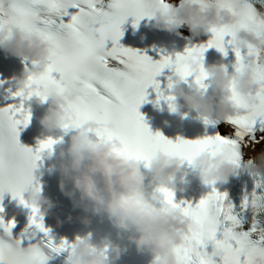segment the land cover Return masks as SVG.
<instances>
[{"label":"snow or ice","instance_id":"1","mask_svg":"<svg viewBox=\"0 0 264 264\" xmlns=\"http://www.w3.org/2000/svg\"><path fill=\"white\" fill-rule=\"evenodd\" d=\"M200 2L227 6L237 17L236 23L212 28L213 36L207 45L192 47L185 54H177L174 60L166 56L154 61L119 43L123 35L121 26L129 16L136 18V24L145 16H152L156 6H166L163 0H110L106 6L105 0H0V32L7 29L10 34L17 27L22 30L36 28L55 45L47 67L39 75L29 77L30 84L34 83L36 88L15 92L13 95L21 98L19 102L0 108V203L4 194L11 192L14 198L32 208L31 223L36 229L48 233L39 206L25 201L23 188L25 185L38 186L34 176L38 161L45 151H52L57 141L52 138L40 141L34 150L21 142L20 129L31 121L25 100L39 96L46 101L50 88L63 91L69 85L79 87L83 95L76 102L78 120L115 121L125 151L147 162L148 167L152 156L161 148L182 156L189 163L200 151H226L240 165L239 144L230 135L218 133L214 137L180 139L173 143L158 132L153 134L139 111L147 97L146 89L155 86L159 90L155 78L164 68L174 66L176 75L185 81L194 77V85L205 91L207 73L202 61L207 48L216 47L227 55L226 44L234 45V38L241 29L257 35L264 33V13L252 0ZM226 37L231 39L226 40ZM234 50L238 61L236 70L243 66L245 55H255L257 77L264 80V60L260 59L264 49L249 45L246 54H242L240 48ZM54 73L59 74V78ZM166 99L171 102L174 97ZM232 100L238 108L247 109L243 114L227 118L236 127V136L243 141L253 131L257 120H264V91L257 94L255 103L249 104L233 85ZM204 120L210 122L208 117ZM255 174L258 177L256 187L245 194L240 211L228 200L226 192L221 193L215 187L198 202L186 201L183 206L175 202L172 190L159 188L164 201L181 208L192 222L184 243L176 248L184 264H217L215 257L221 258V264H264V224L257 219L264 213V175ZM208 184L214 185L215 181ZM249 211L252 213L251 226L243 230L242 213ZM0 212H3L2 206ZM0 227L4 229L0 234V264H47L46 248L54 251L71 248L73 251L75 247L66 240L57 244L51 237L31 243L34 233L27 229L26 234L16 237L12 232L15 222L5 223L3 218H0ZM25 239L29 241L27 247Z\"/></svg>","mask_w":264,"mask_h":264},{"label":"clouds","instance_id":"2","mask_svg":"<svg viewBox=\"0 0 264 264\" xmlns=\"http://www.w3.org/2000/svg\"><path fill=\"white\" fill-rule=\"evenodd\" d=\"M152 16L154 27L158 29L172 32L187 25L196 36L202 31L207 33L212 28L237 21L227 6L218 7L200 0H180L178 5L156 6ZM249 45L264 49V33L257 35L241 29L234 38V46L248 49ZM0 48L13 56L37 62L20 76L13 77L18 89L28 92L36 88L34 83L30 84V75H39L47 67L46 62L52 58L55 45L36 28L22 30L17 27L10 34L7 29L0 32ZM260 59L264 60V52ZM202 64L210 81L207 88L213 86V91L209 93L207 88L201 91L196 85H193L195 90L186 91L182 79L178 77L171 82L168 92V96L174 97L169 102L173 111L187 105L201 117L215 115L227 120L229 116L247 111L234 104L233 85L249 104L255 103L257 94L264 91V80L257 77L255 55H245L243 66L234 72H229L222 63L205 66L202 61ZM217 90L221 93L219 97ZM82 95L80 88L74 85L67 86L63 91L56 88L47 91L51 104L41 119L42 126L50 133L64 125L79 129L71 136L69 146L60 148L53 165L60 173L61 191L86 211L99 216L106 214L116 228L127 234V239L135 244L137 251L153 254V264H184L176 248L184 243L192 222L181 208L166 203L160 194L149 189L159 185L173 192L186 191V177L189 175L184 167L186 159L159 149L150 160L149 179V174L142 170V161L125 151L115 121L95 118L83 122L78 120L76 102ZM192 164L205 183L227 182L240 168L228 152L219 150L214 153L200 151L193 157ZM243 169L264 175V153L247 161ZM23 196L42 208L44 213L54 207V202L43 194L39 186L25 185ZM85 222L90 220L85 218ZM102 243L103 248L94 243L91 233L78 237L68 264H114L127 251V246L122 247L110 237H103Z\"/></svg>","mask_w":264,"mask_h":264},{"label":"bare ground","instance_id":"3","mask_svg":"<svg viewBox=\"0 0 264 264\" xmlns=\"http://www.w3.org/2000/svg\"><path fill=\"white\" fill-rule=\"evenodd\" d=\"M259 147H261V146H259Z\"/></svg>","mask_w":264,"mask_h":264}]
</instances>
